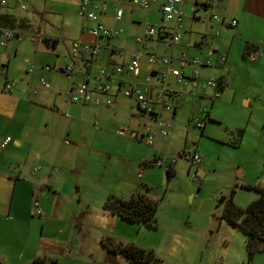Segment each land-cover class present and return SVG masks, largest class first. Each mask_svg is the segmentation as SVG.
<instances>
[{
    "label": "rangeland",
    "instance_id": "374dc122",
    "mask_svg": "<svg viewBox=\"0 0 264 264\" xmlns=\"http://www.w3.org/2000/svg\"><path fill=\"white\" fill-rule=\"evenodd\" d=\"M5 1L7 6L2 10L29 21L21 42L12 39L7 43L11 54L15 46L18 48V54L10 57V77L29 69H34L33 74L42 72L45 65L59 68L70 63L76 58L73 40L99 41L104 48L109 41L92 34L97 22L84 27L76 0ZM137 1L108 0L106 14L98 20L105 27L123 30L110 40L121 48L118 61L129 58L136 48V37L142 33V27L134 26L133 21L143 24L155 20ZM116 6L123 10L122 21L112 17ZM195 32L198 34L192 35V42L202 31ZM231 34L222 33L224 45L227 39L231 41L224 66L228 84L221 88L220 97L214 101L202 98L197 114L194 100L188 97L179 101L174 118L163 112L162 118L171 120L173 126L170 136L158 137L155 146L133 136L154 127V122L141 114L131 99L119 96L112 108L97 109L96 122L92 113L84 116L74 108L66 109L70 81L57 71L42 72L50 84L46 90L38 77L33 78L31 85L37 94L24 95L26 100L41 103L37 113L26 118L28 139L34 136L30 165L32 170L38 169L31 179L51 189L38 193L39 205L36 209L34 203L36 215L31 226L2 225L0 221V260L5 264H127L104 247L102 240L111 237L152 249L162 264H264V248L250 258L246 234L222 216L224 204L219 202L221 197L232 196L236 206L245 208L258 195L243 185L264 187V57L254 61L242 58L240 42ZM46 36L56 41L55 47L44 45L41 38ZM31 37L37 38L40 49L36 50L38 43L31 42ZM186 38L184 35L183 42ZM212 42L204 46L206 53ZM104 48L101 56L107 53ZM101 65L100 61L95 68L99 70ZM2 70L0 65V75ZM55 107L68 111L69 117L58 114ZM196 116L206 120L203 130L192 127L191 119ZM122 127L128 128L126 136L117 134ZM240 129L244 130L241 137ZM194 149L202 155L201 164L190 172L182 158H177L172 178H167L164 168L152 165L130 172L139 153L151 158L154 152L178 156ZM56 167L59 171L54 172ZM237 170L244 175L237 177ZM112 195H145L156 200L157 228L106 216L102 205ZM38 209L42 216H38Z\"/></svg>",
    "mask_w": 264,
    "mask_h": 264
},
{
    "label": "crops",
    "instance_id": "0c3cea01",
    "mask_svg": "<svg viewBox=\"0 0 264 264\" xmlns=\"http://www.w3.org/2000/svg\"><path fill=\"white\" fill-rule=\"evenodd\" d=\"M1 1L2 0H0V26L17 30L19 32L18 36L12 39H17V43H19L21 42V37L26 33V31L29 28V23H28L29 21L28 19L22 17L16 18V16L13 15L12 12L7 10H2L1 7L7 6V3L3 6L1 4ZM76 1L77 4H79L80 0H76ZM130 2L136 3L138 1L130 0ZM210 5L214 13L216 12V14H218L221 18L227 19L228 21L232 19L237 20V25L235 27H231L229 26L228 22L218 24V23H207L203 19L202 20L195 19L193 17L194 8H200V7L196 3L190 2L185 6V18L183 20V31L185 34L183 33L181 34V42L176 47L175 50L176 52L186 51L190 55H194V56H198L199 54L197 52H199L200 55L206 56L205 58H209L212 61L214 60L213 61L214 65L212 67L202 70L201 77L202 80L212 75H218L219 77H221V85L217 89V91L220 94L221 88H225L228 84V78H227V74H225L224 72V66L228 60V55L230 51V41H231V39L229 38L230 40L227 39L228 44L224 45L222 43L223 32L232 31L231 35L234 36L235 39L239 40L242 50L241 51L242 58L247 57L244 56L245 46L247 44L253 46L252 51L256 52L257 60L264 57V0H210ZM22 7L23 6H21V8ZM147 12H149V14L152 13L154 15L155 20L154 22H146V23L160 25L167 28H169L172 25L171 23L164 22L162 13L159 11L158 2H153L152 9ZM112 17L114 19V13ZM123 18L124 15L122 19ZM122 19L119 21H122ZM114 21L117 20L114 19ZM133 25L142 27V32H143L145 23L142 24L141 22L133 21ZM84 27L85 28L88 27V22L84 23ZM119 29L122 30V28ZM194 30L195 31L201 30L202 32L199 33L198 39L192 42L191 41L192 35L198 34ZM216 32H219V35L217 37H214V34ZM211 33L214 34L211 35ZM184 35L188 38H186V40L183 42ZM98 38L104 39L103 37H98ZM41 39L46 47H48L49 45L55 47V45L52 44L53 39L47 36ZM44 39L49 40V43L47 44L44 41ZM30 40L32 42V37L30 38ZM78 40H82L84 42L91 44L95 43L101 45L99 41H85L83 39H78ZM210 40L213 41L212 42L213 46L210 47L209 52L206 53L203 48L204 46H208ZM37 41L36 44L38 43ZM135 44H136L135 49H137L139 45L136 43V41ZM105 46L106 47L104 48L103 46V48L104 50L106 49L107 53L104 56H101L100 54L99 56L92 58L89 55H80L77 56L75 59H71L70 63H66L65 65L59 68H55V66H51L50 70H44L42 66V72L51 71V70L57 71L61 77L63 78L65 77L70 81V87L75 82H86L89 85H93L98 80L97 78L98 70L95 68L97 63L101 61L102 65L105 64L108 66H112L113 64L126 63L130 58L129 55V58L123 59L122 61H118L116 57H121L122 54L121 48L116 47L112 42L110 43V41H107ZM35 47L36 50L40 49L39 48L40 44L38 43L37 46ZM191 49H194L192 53H190ZM9 50L10 49H8V44L4 48L0 46V65L5 66L7 68L6 71H7L8 79L17 80V85L11 91L6 92L3 90L5 83V76L3 74L0 75V221L2 222V225L12 222V224L16 226L25 227V226H31V223L33 221V216L36 215L33 207L35 202L38 203V195H39L38 193L40 191L42 192L45 188L51 189L50 185L47 184L44 185V183L41 181L35 183L31 179V175L37 172V170L36 171L32 170L30 165L32 163L31 157L35 153L33 148L34 136L28 139L29 133L26 126V118L29 114H33V113L36 114L37 113L36 111L39 109L38 106L41 107V103H39V101L36 100H31V99L26 100L24 97V95H28V96L36 95L37 88L31 85L32 80L33 78L38 77L40 79V77H45V76H42V72L39 71L33 74L34 72L30 73L28 70H25L24 74L21 72H17L15 76L10 77L8 72L10 68V57L12 54L14 56L18 54V48L15 46V48L12 51V54L9 53ZM220 56H224L226 58L225 64L222 65L218 64V58ZM68 64H72L75 67L76 73L73 78H68L62 72V69ZM147 69L148 67L143 63L142 72L144 73ZM142 80L143 79L141 78L138 79L132 75H126V74L111 75L109 82L113 88V92H112L113 100H116L117 98H119V96H122L120 90L122 88L129 87L132 83H137V86L141 89ZM49 88H50V84L48 85V87H43L44 90ZM213 91L214 90L212 89L207 91L206 94L201 97V99L210 98V95L213 93ZM187 97H188L187 99H191V100L197 99L191 96H187ZM66 100H67L66 109L71 110L74 108L75 111H79V113L83 114L84 116H87V114L92 113L91 116H93L96 119V122H98L97 118L99 117L98 113L96 112L97 109L98 110L110 109L102 106H94L92 104L90 105L74 104V103H70L68 99ZM132 102L134 103L133 100ZM71 104L74 106H72ZM55 108L58 114L63 115V117L65 118L69 117L68 111L63 113L58 109V107ZM178 108H179V104L178 105L175 104L173 105V108L169 111V114L172 116V118H174V116L176 115ZM144 133L145 132H141L140 134V132L136 131L133 133V136H135L140 140H143L142 136ZM6 137H10L11 142H9L5 147H2L1 144ZM36 155L38 156L37 152ZM148 159H150V157H147V155H145L144 153L137 154L136 157H134L133 159L134 162L132 165V169L130 171L131 174L133 173V171L137 169L139 172H141L143 170V168H141V163L144 160H148ZM200 164L201 161L198 167L200 166ZM191 168L189 167L188 169L189 172L191 171ZM51 174H47V176L49 177V175ZM51 177L53 178L54 176L51 175ZM41 180H43L42 177ZM103 213L109 217L119 218L117 216L105 213L104 211ZM41 214L42 213L40 212L38 216H42ZM74 227L76 228L77 226L74 225Z\"/></svg>",
    "mask_w": 264,
    "mask_h": 264
},
{
    "label": "built area",
    "instance_id": "2783aa9c",
    "mask_svg": "<svg viewBox=\"0 0 264 264\" xmlns=\"http://www.w3.org/2000/svg\"><path fill=\"white\" fill-rule=\"evenodd\" d=\"M153 2H158L159 11L162 13L164 22L171 23L172 25L167 28L145 23L142 34L135 39L139 47L130 52V58L126 63L113 64L112 66L103 64L98 70V80L95 84L89 85L86 82H75L67 92V99L70 103L92 104L94 106L111 108L113 106V88L109 82L110 76L126 74L138 79L142 77L143 83L141 89L137 86V83H132L129 87L122 88L120 93L125 98L132 99L139 112L153 120L154 127H149L142 136V139L151 146H155L158 137L170 136V129L173 123L169 119L162 118L163 112H169L173 108V105H178L179 101L185 99L187 96L200 100L211 89L214 90L210 95L212 100L218 99L220 96L217 89L221 85V77L212 75L204 80L201 77L202 70L212 67L214 62L209 58L202 60L198 56L190 55L186 51L176 52L175 50L181 42L186 4L193 2L200 7L194 8L193 17L195 19H203L207 23L219 24L228 22L231 27L237 25V20L232 19L228 21L214 13L210 0H140L139 5L144 10L149 11L152 9ZM107 3L108 0H80L79 15L84 23L97 22L96 26L91 30L94 36L111 40L119 36L122 30L108 28L98 22L100 15L106 14ZM1 4L4 6L6 4L5 0H2ZM123 15L122 8L117 7L114 11V19L119 21ZM18 34L19 32L15 29L0 26V46L2 48L6 47L7 42L18 36ZM218 35L219 32H216L214 37ZM36 41L37 38L32 37V42L36 43ZM212 46L213 43L210 47ZM71 47L76 57L89 55L95 58L103 51V46L87 43L82 40H73ZM256 56L255 51H251L247 55L251 61H254ZM225 62L226 58L224 56L218 58V64L222 65ZM143 63L148 67L144 73L142 72ZM2 67L1 73L5 76L3 90L9 92L17 85V80L8 79L7 68L5 66ZM44 69L50 70L51 66L46 65ZM33 70L30 69L29 72L33 73ZM62 72L68 78H73L76 73L75 67L72 64L65 66ZM154 79L156 83H153ZM39 84L42 87H48L49 85L45 77H40ZM150 92L151 98H149ZM158 104L160 105L159 109L156 108ZM191 120L192 127L198 129H203L206 123L205 119H201L198 116ZM117 134L126 136L128 128H120ZM9 142H11V138L6 137L1 146L5 147ZM201 157V153L194 149L193 152H181L178 156L155 152L152 158L145 161L147 165L164 168L166 171L175 166L177 158L184 159L191 168L199 165ZM53 171L57 172L59 169L56 167ZM193 176L195 177V175ZM35 205L37 209V202H35Z\"/></svg>",
    "mask_w": 264,
    "mask_h": 264
},
{
    "label": "trees",
    "instance_id": "16d2710c",
    "mask_svg": "<svg viewBox=\"0 0 264 264\" xmlns=\"http://www.w3.org/2000/svg\"><path fill=\"white\" fill-rule=\"evenodd\" d=\"M44 41L49 43L47 39ZM52 44L55 45L56 41L52 40ZM252 48V45L247 44L244 56H247L253 50ZM243 133L244 130L240 129L239 136L241 137ZM146 165L144 160L141 163V168ZM165 173L167 178H172L175 175L174 167L166 170ZM243 187L255 191L258 195L245 208L236 206L232 196L229 199L221 197L219 202L224 204L222 216L246 234V247L250 258H252L257 250L264 248V188L250 184L243 185ZM157 208L158 202L145 195H132L129 198L112 195L106 199L102 207L105 213L153 229L157 228ZM102 243L107 250L122 257L127 264H162V260L156 256L152 249L141 248L133 243L116 241L111 237L103 239ZM39 260L35 259V262ZM0 264L5 263L0 260Z\"/></svg>",
    "mask_w": 264,
    "mask_h": 264
},
{
    "label": "water",
    "instance_id": "95a60500",
    "mask_svg": "<svg viewBox=\"0 0 264 264\" xmlns=\"http://www.w3.org/2000/svg\"><path fill=\"white\" fill-rule=\"evenodd\" d=\"M149 98H151V92L149 94ZM200 108H201V102H200V100L199 99L194 100V104H193V111H194V113L197 114L199 112ZM243 175H244L243 171H241V170H237L236 171V176L237 177H242Z\"/></svg>",
    "mask_w": 264,
    "mask_h": 264
}]
</instances>
